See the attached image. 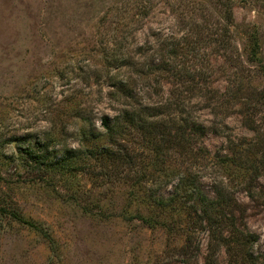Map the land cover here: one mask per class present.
<instances>
[{"label":"rangeland","instance_id":"374dc122","mask_svg":"<svg viewBox=\"0 0 264 264\" xmlns=\"http://www.w3.org/2000/svg\"><path fill=\"white\" fill-rule=\"evenodd\" d=\"M0 264H264V0H0Z\"/></svg>","mask_w":264,"mask_h":264},{"label":"trees","instance_id":"16d2710c","mask_svg":"<svg viewBox=\"0 0 264 264\" xmlns=\"http://www.w3.org/2000/svg\"><path fill=\"white\" fill-rule=\"evenodd\" d=\"M120 83V82H119ZM122 84V82L120 83V85H118L117 86V89H118V87H120V86H122V87H124V85H121ZM117 91V90H116ZM119 92V93H118ZM121 92V93H120ZM117 96H119L117 99H113L114 100V102L115 103H117L118 105H120V106H122V105H124L123 103H122V101L121 102H119L118 100H119V98L121 97L122 99H123V97H124V95H123V90L122 91H120L119 89H118V91H117ZM159 109H163V107H160ZM127 113H126V111H124L122 108L121 109H118L117 110V114L114 116V117H108V116H103L102 118H101V124H102V126L105 128V129H107V130H109V133L111 134V135H115V134H117V133H114L113 132V130L116 128V129H120V127L119 126H121L122 124H124V125H126V123H127ZM151 117H153L152 115H151ZM148 125H150V127L152 128V129H155L156 128V126L155 125H157V123H148ZM158 130L160 131V133H158V135H165V136H167L168 134H166V132L165 133H161V130L162 129H160V128H158ZM198 130V129H197ZM155 131H152V132H150V134H149V141H147V143H152V148L150 149V153H153L154 155H157L158 153L155 151V149H154V145H155V138H154V136H155ZM194 134V133H193ZM179 144H177L176 146H178ZM108 152H105V154H108V156H109V154H111L112 155V158L115 156V155H117L118 153L115 151V150H112V149H110V150H107ZM252 154V153H251ZM250 154V155H251ZM122 155H123V153H122ZM110 157V156H109ZM122 157H124V159H125V156L123 155ZM148 159V161L149 162H153V160H154V158H153V155H152V157H148L147 158ZM59 163H61V162H59ZM149 164V163H148ZM233 164H237V163H233ZM239 164H242V163H239ZM239 164H237L236 165V167L238 166V167H240L239 166ZM151 166H153V164H151ZM243 170H247V169H245V168H243ZM182 184V187L183 188H179V190H183V192L182 193H185V191H187V187L184 185V183H181ZM179 192V191H178ZM187 193V192H186ZM185 193V194H186ZM218 195V194H217ZM168 201V203L167 204H165L164 202L162 203V205L163 206H169V203L171 202V199H168L167 200ZM228 206V204L226 203L225 204V206H224V208L225 207H227ZM216 208H223V205H221V207H219V203L217 204V206H215ZM173 208V207H172ZM209 207H206V209H208ZM224 208H223V210H224ZM179 209H180V207H179ZM222 210V211H223ZM211 211L212 210H210L209 212H205L206 214L205 215H209L210 213H211ZM227 214H225V212H221L220 213V217H219V221L217 222V226H218V229L216 230V233L217 234H220L219 236H220V239L222 240V244L223 245H225V243L226 242H228V244L231 242L232 244H236V246H240V248H244L245 246H246V244L249 242L250 243V237H251V235H249L248 233L246 234V232L245 231H243V230H240L238 227H237V223H236V221H235V219H234V217L232 216V214L230 213V212H226ZM213 219V218H212ZM212 219H210L209 220V223L207 222L206 223V226H208V230H209V232H210V236H211V234H213V232L215 231L214 229H213V226L214 225H216V221H212ZM143 222H145L147 225H152V223L149 221V220H145V219H143ZM242 226V225H241ZM227 235L226 237L224 236V235ZM227 246V245H226ZM228 247V246H227Z\"/></svg>","mask_w":264,"mask_h":264}]
</instances>
